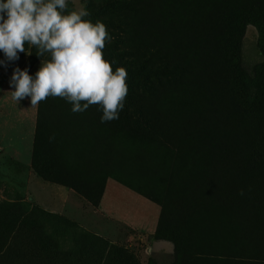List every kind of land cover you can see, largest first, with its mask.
I'll list each match as a JSON object with an SVG mask.
<instances>
[{"label": "rangeland", "instance_id": "obj_1", "mask_svg": "<svg viewBox=\"0 0 264 264\" xmlns=\"http://www.w3.org/2000/svg\"><path fill=\"white\" fill-rule=\"evenodd\" d=\"M127 1L68 11L106 25L113 70L133 52L175 75L151 90L129 64L124 108L105 123L98 106L8 94L0 118L29 117L30 141L0 148V264H264V0ZM25 50L34 76L42 58ZM60 189L98 200L90 230L42 208Z\"/></svg>", "mask_w": 264, "mask_h": 264}, {"label": "clouds", "instance_id": "obj_2", "mask_svg": "<svg viewBox=\"0 0 264 264\" xmlns=\"http://www.w3.org/2000/svg\"><path fill=\"white\" fill-rule=\"evenodd\" d=\"M89 15L84 9L68 11V0H0V51L15 61L27 43L42 58L34 76L14 70V90L8 92L14 102L30 98L36 107L49 97L61 98L73 113L98 106L101 123L119 118L128 94L127 70H113L116 61L104 58L111 37L106 25L86 19Z\"/></svg>", "mask_w": 264, "mask_h": 264}, {"label": "crops", "instance_id": "obj_3", "mask_svg": "<svg viewBox=\"0 0 264 264\" xmlns=\"http://www.w3.org/2000/svg\"><path fill=\"white\" fill-rule=\"evenodd\" d=\"M16 68H19V63L17 60L15 61H9L4 53L0 51V107L1 108H9L13 105V102L11 103L10 100L7 99L8 92L13 91L10 87V80L13 75V72ZM30 106V102L26 104V107ZM24 107V106H23ZM17 122L18 124H21V131L24 135L26 132V140L22 141L24 138L16 137V129L13 128V124ZM0 148H4L7 150L9 148V143L11 145H15L16 142L20 144H27L29 145V135H30V120L29 117H27V121L25 122L24 119L16 118L14 115H7L2 118H0ZM6 145V146H5ZM16 145H18L16 143ZM3 150V149H2ZM56 193L60 194V196L55 197H49L47 198H41V201L39 202L47 212L48 215H58V216H67L71 219H80L81 221H85L84 226L86 229L90 230V219L93 220L96 218V214L93 213V211L90 212V206L91 204L85 200L80 201L81 198L78 196H75L72 193H66L60 190H56ZM64 195V196H63ZM70 204L68 207L69 209L66 210V206ZM64 207V210H63ZM92 210V209H91ZM47 216V215H45ZM48 218H51V216H48ZM117 222H120V220H126V218L122 215V218L116 217ZM101 220V219H99ZM82 222V223H83ZM103 225V224H102ZM96 226V225H95ZM94 226V227H95ZM96 228L100 229V226H96ZM107 229V228H106Z\"/></svg>", "mask_w": 264, "mask_h": 264}, {"label": "trees", "instance_id": "obj_4", "mask_svg": "<svg viewBox=\"0 0 264 264\" xmlns=\"http://www.w3.org/2000/svg\"><path fill=\"white\" fill-rule=\"evenodd\" d=\"M130 5H131V2H128V1L126 2V0H122L121 10L123 11V10H126L127 8H129V9L132 8V7H130ZM109 11H112V10L108 8L106 12H109ZM118 18H121V14H119ZM259 18L260 17H258V19ZM91 21L93 22V20H91ZM260 22L264 23V18ZM116 36H119V35L116 34ZM118 42H123V39L119 38ZM131 55H132V60L127 61V63H125V65H124V68L129 67V64L131 66L133 64L134 67H132V68H134V69H139V68L144 69L143 71H138V73L135 75L140 76L143 80V84L151 90H155L156 88H158L159 86H161L163 84L164 80L161 78L162 77L161 75H164L165 77H167V75H168V78L169 77L172 78L175 75L174 74L173 76H169V75H172L173 72H171V71L173 68L170 66V64L168 62H159L157 65H152L149 63L150 59L142 60V59L136 57L133 52H131ZM34 59H36V57L34 56L33 53H31L30 54V60L33 61ZM97 202H98V200H97ZM97 202L95 204L90 202V204L97 205ZM37 264H39V263H37ZM46 264H49V263L47 262Z\"/></svg>", "mask_w": 264, "mask_h": 264}]
</instances>
